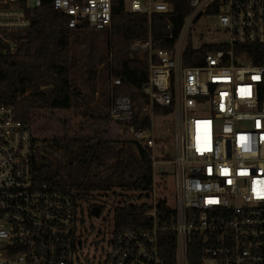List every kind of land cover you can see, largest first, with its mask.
I'll use <instances>...</instances> for the list:
<instances>
[{
    "label": "built area",
    "instance_id": "1",
    "mask_svg": "<svg viewBox=\"0 0 264 264\" xmlns=\"http://www.w3.org/2000/svg\"><path fill=\"white\" fill-rule=\"evenodd\" d=\"M117 1L52 3L69 17L71 29L89 24L104 31L111 27ZM42 2L0 0V56L19 50L20 34L32 24L28 10ZM174 2L132 0L127 8L124 0L123 11L151 19L169 14ZM190 5L173 50L155 49L152 36L131 45L150 57L144 86L149 103L141 115L126 96L117 97L111 107L119 134L152 151L154 177L170 179L158 166L175 165L176 192L165 182L160 195L151 199L153 225L145 230L120 231L115 224L112 231L98 229L89 222L96 217L88 205L39 185L33 172V125L0 103V264H165L157 219L160 199L174 211L167 229L178 234L177 264H189L188 244L197 236L203 239V264H264V65H256L241 49L264 47V0H190ZM207 15L218 18L219 31L228 39L214 44L217 49L207 54L203 66L187 65L189 37ZM259 58L264 60V50ZM157 109L175 116L174 149L163 146L160 158L154 155ZM137 118L150 119L151 127H138Z\"/></svg>",
    "mask_w": 264,
    "mask_h": 264
},
{
    "label": "trees",
    "instance_id": "2",
    "mask_svg": "<svg viewBox=\"0 0 264 264\" xmlns=\"http://www.w3.org/2000/svg\"><path fill=\"white\" fill-rule=\"evenodd\" d=\"M42 1L40 8L28 10L32 24L25 36L20 34L19 50L0 56V103L12 106L18 119L32 125L40 111L77 109L83 120L73 136L66 129L63 136L41 139L34 131L35 180L41 186L70 195L78 204L88 205L90 211L100 207L101 216L110 209L104 220L110 221L113 213L114 224L120 231L145 230L153 225L148 216L154 208L152 151L127 135L108 137L111 107L117 97L126 96L132 100L136 115H141L143 106L149 103L144 86L149 80L150 57L148 52L133 51L131 45L152 36L155 49L173 50L191 13L190 0H175L169 14L154 15L151 19L124 12V0L115 2L111 27L100 31L107 35L109 46V55L100 61L107 75L100 108L91 104L98 79L92 60L94 43L84 31L91 26L84 24L71 29L69 17L55 10L52 0ZM76 47L90 48L86 64L77 59ZM213 49H217L214 44L195 48L190 43L185 51V64L203 66ZM241 49L247 50L256 65H264L259 58L263 46ZM77 72L93 83L91 95L84 94L79 87ZM116 80L121 84L115 85ZM47 88L53 90L48 95ZM167 113L157 109V116ZM135 124L150 128L151 120L137 118ZM173 217L174 211L160 199L157 219L165 264L178 262V234L167 229ZM202 245L200 236L189 241V264H203Z\"/></svg>",
    "mask_w": 264,
    "mask_h": 264
},
{
    "label": "rangeland",
    "instance_id": "3",
    "mask_svg": "<svg viewBox=\"0 0 264 264\" xmlns=\"http://www.w3.org/2000/svg\"><path fill=\"white\" fill-rule=\"evenodd\" d=\"M132 0H126L127 8H130ZM85 31V36L89 39L90 42L94 43L95 52L92 55V60L97 66L98 70V79L96 86V93L91 97V104L94 105L93 108L101 107V102L103 101V87L107 84L105 65L101 64L100 61L103 57H107L109 55V46L107 35L100 31H95L93 28H90ZM228 39V37L221 31H219L218 27V18L216 16L207 15L200 19L195 25L189 37V41L195 48H200L203 45H212L220 43L224 40ZM89 49V50H88ZM75 51L77 52L76 56L81 64H86L88 62V55L90 52V48L76 47ZM76 78H78L79 87L82 89L84 94L91 95V87L92 84L87 82L86 77L81 72L76 73ZM97 111V109H96ZM78 110L73 109L72 111H40L37 114L36 120L34 122L33 128L36 135L41 139H52L53 137L63 136L68 130V134L73 136L79 130V123L82 122V116L77 114ZM97 113V112H96ZM90 119V118H89ZM153 128L154 133L157 138V147L154 151V155L158 158L162 155V147L168 146L172 144V147L167 149V151H173L174 146L173 143L175 141V116H157L153 119ZM109 133L108 137L118 138L120 135L116 125L112 122L109 123ZM86 133H89L86 131ZM164 167L170 179L168 177H163L155 174V180L158 183V189H155L153 194L160 195L162 191V187H165V184L169 191L176 192L175 188V165H165L158 166ZM158 173V172H156ZM157 191V193H156ZM167 194V193H166ZM169 203L171 205L174 204L173 199H169ZM105 218L102 217L92 218L90 219V223L96 226L98 229L104 230L107 228L112 231L114 228V218L113 215L110 217V221L108 223L105 222Z\"/></svg>",
    "mask_w": 264,
    "mask_h": 264
},
{
    "label": "water",
    "instance_id": "4",
    "mask_svg": "<svg viewBox=\"0 0 264 264\" xmlns=\"http://www.w3.org/2000/svg\"><path fill=\"white\" fill-rule=\"evenodd\" d=\"M26 34H27V32H24V33H23L24 36H25ZM51 91H53V90L50 89V88L45 89V93H46V95H48V93L51 92ZM92 216H94V217H96V218H100V216H101V209H100V207H95V208H93V210H92Z\"/></svg>",
    "mask_w": 264,
    "mask_h": 264
},
{
    "label": "flooded vegetation",
    "instance_id": "5",
    "mask_svg": "<svg viewBox=\"0 0 264 264\" xmlns=\"http://www.w3.org/2000/svg\"><path fill=\"white\" fill-rule=\"evenodd\" d=\"M90 219H92L91 217L89 218V222H90Z\"/></svg>",
    "mask_w": 264,
    "mask_h": 264
}]
</instances>
